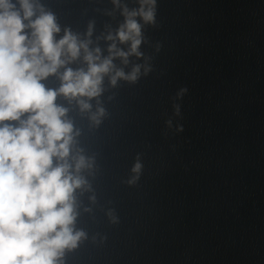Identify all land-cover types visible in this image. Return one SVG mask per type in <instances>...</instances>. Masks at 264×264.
Instances as JSON below:
<instances>
[{
    "label": "water",
    "instance_id": "obj_1",
    "mask_svg": "<svg viewBox=\"0 0 264 264\" xmlns=\"http://www.w3.org/2000/svg\"><path fill=\"white\" fill-rule=\"evenodd\" d=\"M37 2L57 40L71 30L102 58L124 8L141 6ZM154 12L136 17L141 55L113 61L126 75L139 66L135 81L106 76L88 111L57 98L79 131L74 151L94 160L91 190L76 193L86 238L63 264H264V0H156ZM66 67L87 70L83 53ZM64 71L42 83L58 90Z\"/></svg>",
    "mask_w": 264,
    "mask_h": 264
},
{
    "label": "clouds",
    "instance_id": "obj_2",
    "mask_svg": "<svg viewBox=\"0 0 264 264\" xmlns=\"http://www.w3.org/2000/svg\"><path fill=\"white\" fill-rule=\"evenodd\" d=\"M155 4L140 0L139 10L124 8L125 23L106 37L113 43L102 58L99 47L93 51L91 40L82 41L71 30L57 40L56 17L37 0H0V264H63L65 252L86 238L75 228L76 193L91 190L83 173L94 160L82 149L74 151L79 131L57 98L75 99L88 111L106 76L113 86L121 78L135 81L139 66L126 75L113 61L119 57L127 64L130 55H141L136 17L154 22ZM116 40L130 42V50L118 49ZM82 53L87 70L66 67ZM62 67L60 88H46L42 81ZM103 114L100 108L98 115ZM92 119L99 123L97 115ZM140 169L137 163L133 171Z\"/></svg>",
    "mask_w": 264,
    "mask_h": 264
}]
</instances>
